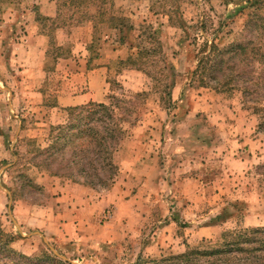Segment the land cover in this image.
<instances>
[{
  "label": "rangeland",
  "instance_id": "1",
  "mask_svg": "<svg viewBox=\"0 0 264 264\" xmlns=\"http://www.w3.org/2000/svg\"><path fill=\"white\" fill-rule=\"evenodd\" d=\"M64 1L51 19L37 16L36 0H0V229L10 235L0 264H164L263 230L264 114L253 105L264 89L242 69L197 65L206 40L225 49L264 39V0H113L133 25L123 32L132 49L111 28V2L104 14ZM33 19L47 37L19 46ZM137 49L140 60L126 61ZM85 63L106 68L103 87L82 84L99 97L59 107ZM112 95L135 111L115 169L91 174L69 146L60 154L68 138L53 127L67 124L69 108Z\"/></svg>",
  "mask_w": 264,
  "mask_h": 264
},
{
  "label": "trees",
  "instance_id": "2",
  "mask_svg": "<svg viewBox=\"0 0 264 264\" xmlns=\"http://www.w3.org/2000/svg\"><path fill=\"white\" fill-rule=\"evenodd\" d=\"M109 2H111L112 9L108 11L110 13L108 21L111 23V28L119 33V43L128 45L123 32L127 28L133 29V25L129 24L127 16L113 11V0H66L63 5L68 4L76 9L84 5L92 6L97 11L102 10V13L108 14L105 10H107L106 6ZM246 2L250 6H254L260 1L246 0ZM61 7L62 4L58 0L59 10H61ZM239 8L242 9L244 6ZM85 12L89 14L88 10ZM257 17L264 19L262 15H257ZM93 27H96V25H93ZM138 40L139 37L136 41ZM128 46L132 49L131 44ZM204 46L205 48L209 47V55L199 60L198 67H202L204 70L213 69L212 73L219 68V70L227 68L242 69L241 71L249 72L256 79V84L261 85L264 89V39L249 40L244 46H230L225 49L218 47L215 41L209 43V40H206ZM217 52L218 54H216ZM135 53L130 54L126 61L133 60L136 56H138L136 60H140L139 56L144 51L143 49L141 51L137 49ZM245 92L253 93L249 87L245 88ZM136 96L138 97L139 94ZM110 98L111 101L109 103L91 102L87 105L69 108L70 114L67 124L53 127L58 130V138H68L65 145L60 147L62 148L60 154H63L65 152L64 148L69 146L73 157L71 162L77 163L85 159L90 165L91 174L98 172L102 165L107 170L108 168L115 169L113 160L114 151L119 144L118 136L127 133L123 126L126 121V114L135 111V102L132 103L133 101L126 96L117 97L112 95ZM253 108L256 112L264 114V100L260 101L259 104L253 105ZM56 150L58 149L53 148L49 156H55L54 154L58 153V151L55 152ZM258 232V235L261 236L258 237L257 235L251 239L250 233L254 235V233ZM256 242L260 243L256 245L254 244ZM9 243L10 235L0 229L1 253L8 251ZM8 257L10 256L6 255L4 257L7 263ZM198 260H206L204 264H264V229H254V231H250L249 233H238L235 235V238L228 241L225 240V243L218 248L215 247L204 252L195 250L180 256L170 257L164 259V264H197L195 261ZM199 264H203V262Z\"/></svg>",
  "mask_w": 264,
  "mask_h": 264
},
{
  "label": "crops",
  "instance_id": "3",
  "mask_svg": "<svg viewBox=\"0 0 264 264\" xmlns=\"http://www.w3.org/2000/svg\"><path fill=\"white\" fill-rule=\"evenodd\" d=\"M57 5H58V0H36V6H33V10L35 11L36 14H38L37 16H42V17H46V18H51L54 19L57 17ZM52 10V11H50ZM41 23L36 22L34 19L30 20L29 22H27L26 25V32L24 34L25 37H23L25 40V43H21L19 42L18 45L19 46H29L31 45L32 41L36 42L38 44V42H40V40H42V38H46L48 34H45V31H43V29H41ZM62 29V28H59ZM58 30V29H57ZM56 31V30H55ZM30 43V44H28ZM38 46L37 45V50H38ZM42 47V45H41ZM20 51L18 50V53ZM47 52V47H45L43 49V53L39 54V57L44 58L45 54ZM21 56V55H20ZM19 56V57H20ZM21 57L24 58V55H22ZM75 63V62H73ZM72 63V64H73ZM87 65L86 63L84 64V66H78V69L76 70L75 73L72 74V78L77 80V85L75 88H77L76 90H74L70 95L67 96H59V100H58V105L60 106H70V105H80L83 103L88 102L89 100H95L93 98H97L99 96H97V94H91V92L87 93V92H82V90L84 88H82V84L83 83H87L90 85V87H93L92 85L94 84L95 86H99V87H103L104 83H105V77H106V68L102 67V66H98V67H92L87 69ZM86 75V77L84 76ZM82 79L85 81L82 82ZM0 91H3L4 85L2 82H0ZM74 85V84H73ZM8 94H11L12 91L10 92V90L8 89ZM75 92V93H74ZM91 94V95H89ZM12 95V94H11ZM42 95V93H41ZM97 96V97H95ZM58 107V106H57ZM61 201H64V197L60 198ZM72 205V206H68ZM67 204V207H70L69 209L67 208V212H71L74 213V203L70 202ZM82 210V208L78 209L77 211L80 212ZM60 215V214H59ZM54 218L55 214L53 213ZM61 216V215H60ZM49 218V216H48ZM59 218H63V217H59ZM57 219V218H56ZM40 222H43L44 224L46 223L47 220L44 219H39Z\"/></svg>",
  "mask_w": 264,
  "mask_h": 264
}]
</instances>
